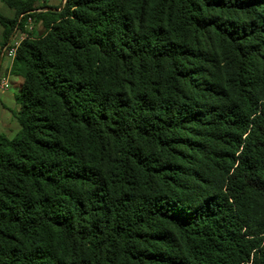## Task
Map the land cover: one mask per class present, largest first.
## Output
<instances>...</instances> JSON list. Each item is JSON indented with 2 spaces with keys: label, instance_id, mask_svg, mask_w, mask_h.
Listing matches in <instances>:
<instances>
[{
  "label": "trees",
  "instance_id": "trees-1",
  "mask_svg": "<svg viewBox=\"0 0 264 264\" xmlns=\"http://www.w3.org/2000/svg\"><path fill=\"white\" fill-rule=\"evenodd\" d=\"M39 1L0 12V264H264V0Z\"/></svg>",
  "mask_w": 264,
  "mask_h": 264
},
{
  "label": "crops",
  "instance_id": "crops-1",
  "mask_svg": "<svg viewBox=\"0 0 264 264\" xmlns=\"http://www.w3.org/2000/svg\"><path fill=\"white\" fill-rule=\"evenodd\" d=\"M62 3L63 0H60L57 4H51L48 0H41L38 5L57 8L60 7ZM5 9L11 12V15L8 17H12V11L2 3V0H0V12L3 13L2 11ZM45 10L47 9H44V11ZM26 27H28L27 23ZM1 33L2 28L0 27V81L2 80L5 82L4 88L0 90V134L4 135L8 139H12L20 128L14 116V112L16 111L14 97L19 92L21 79L11 74V59L6 57L2 51L7 45H12L15 42L19 43L23 34L21 35L18 31H15L7 44L4 47H1Z\"/></svg>",
  "mask_w": 264,
  "mask_h": 264
},
{
  "label": "built area",
  "instance_id": "built-area-1",
  "mask_svg": "<svg viewBox=\"0 0 264 264\" xmlns=\"http://www.w3.org/2000/svg\"><path fill=\"white\" fill-rule=\"evenodd\" d=\"M31 21V19L29 18L28 20H27V22H30ZM26 30L27 31H29V29H28V27H26ZM18 33H20L22 36H21V40L20 41H22L25 37H26V34L25 33H22V32H20V31H18ZM20 43V42H19ZM19 43L18 42H15L14 44H12V45H9L7 48L5 47L4 49H3V51H2V53L6 56V57H8L9 59H13V57H14V55H15V51H16V48H17V46L19 45ZM4 86H5V82L4 81H0V90H2L3 88H4Z\"/></svg>",
  "mask_w": 264,
  "mask_h": 264
},
{
  "label": "rangeland",
  "instance_id": "rangeland-1",
  "mask_svg": "<svg viewBox=\"0 0 264 264\" xmlns=\"http://www.w3.org/2000/svg\"><path fill=\"white\" fill-rule=\"evenodd\" d=\"M48 1L51 4H57L60 0H48ZM2 12H3L2 14H4L7 17L11 15L10 14L11 12H9L7 9L3 10ZM27 24L30 33H33L34 36H39L43 32L42 27L39 24L33 22V20L27 22Z\"/></svg>",
  "mask_w": 264,
  "mask_h": 264
}]
</instances>
